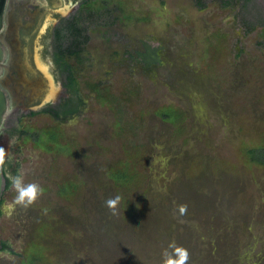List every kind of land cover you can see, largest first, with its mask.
Masks as SVG:
<instances>
[{
    "label": "rangeland",
    "instance_id": "rangeland-1",
    "mask_svg": "<svg viewBox=\"0 0 264 264\" xmlns=\"http://www.w3.org/2000/svg\"><path fill=\"white\" fill-rule=\"evenodd\" d=\"M226 1L108 0L118 19L85 14L86 60L70 93L42 56L60 90L52 105L71 95L74 113L31 115L8 95L0 243L10 250L0 264L35 253L41 264H165L176 249L186 264H264V167L246 156L264 144V2ZM122 161L142 180L131 192L165 194L176 225L144 206L152 217L138 228L120 204L115 215L107 207L108 169ZM20 174L42 194L6 210Z\"/></svg>",
    "mask_w": 264,
    "mask_h": 264
},
{
    "label": "water",
    "instance_id": "water-1",
    "mask_svg": "<svg viewBox=\"0 0 264 264\" xmlns=\"http://www.w3.org/2000/svg\"><path fill=\"white\" fill-rule=\"evenodd\" d=\"M264 2V0H262ZM56 12V11H54ZM42 13L35 11L29 12L19 6L14 0H0V131L10 112V95L15 106L21 104L24 111H37L51 102H56L60 96V90L56 85L55 78L50 73L49 67L42 61L39 49L41 40L46 33L49 25L53 22L52 15L47 18V26L44 31H40L34 36L35 27L38 25V18ZM34 42L38 49L39 64L47 68V74L52 78L53 87L56 89L54 97H44L46 90L45 82L40 76L31 71L28 57L25 52L30 42ZM2 72L4 73L1 76ZM16 73V74H15ZM10 75L11 79L6 81L5 77ZM39 100L32 105L28 102ZM4 172L0 167V201L3 194Z\"/></svg>",
    "mask_w": 264,
    "mask_h": 264
},
{
    "label": "trees",
    "instance_id": "trees-1",
    "mask_svg": "<svg viewBox=\"0 0 264 264\" xmlns=\"http://www.w3.org/2000/svg\"><path fill=\"white\" fill-rule=\"evenodd\" d=\"M91 0H89L90 2ZM199 6L202 5L201 0H196ZM238 0H228L224 3L225 6H231L233 5V2H236ZM247 2V1H245ZM108 0H102V5L98 6L99 8H88L86 9L87 13L91 14H101V12L107 13L108 15H111L112 20L117 21L118 17L112 12L110 14V8ZM238 4V3H237ZM82 13V12H81ZM80 16V15H79ZM262 26L264 27V22H260ZM251 26V25H249ZM253 27V26H252ZM251 28V27H250ZM87 29L79 23L78 25H73L66 23L64 26H62L56 33V42L60 46V49L63 54H74L76 51H72L71 47H65L66 45H76L79 46L82 44V38L83 34ZM74 82H72L73 84ZM95 88H99V92ZM92 90L98 95V98L100 95L104 94L103 90L98 85H93ZM114 97V96H113ZM122 109V108H120ZM123 109L121 110V112ZM46 113H50L55 117L56 119H59L60 115L58 112H55L51 109H46ZM178 115H181V121L183 119V114L179 111ZM178 121V122H179ZM264 143V142H263ZM246 156L249 159V162L263 166L264 167V144L248 149L246 151ZM116 171L114 173L113 171ZM109 173H112L111 176L108 175L109 179L114 183V192L116 193V196H120L121 200L119 204L123 207V211L126 213L129 219H131V223L133 225L138 224V228L142 227V224L145 223L144 220L149 219L152 217L150 215V212L153 214L156 209H158L156 214L160 216V218L163 221H170L171 223L177 224L175 219L174 222H172V211L167 212V209L165 210L164 206L168 202V197L165 194H161L159 192H153L149 191L134 194L131 192L132 188H134L137 185H140L142 183V180L138 177L139 173L136 172L135 166H132V164L128 161H122L120 162V166L117 168L111 167L108 169ZM120 173V174H119ZM117 188H120L121 190H118L119 192H116ZM3 200L0 201V214H1V206H2ZM149 206L150 212L147 213V211H144L143 207ZM170 210V209H169ZM166 221V222H167ZM165 222V223H166ZM10 250V246L7 243H0V251H8ZM25 256V255H24ZM21 259V264H41V256L37 253L31 254L29 257H24Z\"/></svg>",
    "mask_w": 264,
    "mask_h": 264
},
{
    "label": "flooded vegetation",
    "instance_id": "flooded-vegetation-1",
    "mask_svg": "<svg viewBox=\"0 0 264 264\" xmlns=\"http://www.w3.org/2000/svg\"><path fill=\"white\" fill-rule=\"evenodd\" d=\"M16 3L27 9L29 12L33 13L35 11H39L40 13H45L46 12V7H45V0H14ZM88 3L89 0H63V12L62 11H51V15L53 18V22L58 23L54 28H53V34H54V39L56 37L57 31L64 26L66 23L73 24V25H78L79 23L82 24V21L84 20L86 9H88ZM82 12V13H81ZM80 15V16H79ZM51 28V27H50ZM87 30L84 32V36L82 38V44L79 46L76 45H66L65 47H71L72 51H76L74 54H63L60 46L58 44H55V52L53 53H46L48 52L47 50V45L42 44V48L39 49V54L41 55L42 61L44 63H47L43 60V57H45V54L51 58L52 62L55 63V65L60 66L64 72V78L66 81V86H67V93L71 92L70 89H74L77 86L78 83V69L77 66L80 64L81 66L83 65V62L85 59V51H86V44L88 41V37L86 35ZM44 55V56H43ZM43 56V57H42ZM47 57V56H46ZM82 73V72H81ZM16 74V73H15ZM53 74V73H52ZM4 73L2 72L1 76H3ZM55 77V75H53ZM56 79V78H55ZM72 82H74L72 84ZM7 95H9L7 93ZM9 97V96H8ZM59 100V99H58ZM57 100V101H58ZM60 102V101H59ZM53 102L48 103L45 105L42 110L43 114H46L48 116H51L52 118L56 119L53 117L52 114L46 113V109H51L55 112H58L60 117L62 114L69 115L75 112L76 110V103L75 99L73 97H67V99L63 102H60L58 107H54L52 105ZM18 107L20 110L21 104ZM23 111V110H22ZM29 113L32 115L35 112L29 111ZM59 117V118H60Z\"/></svg>",
    "mask_w": 264,
    "mask_h": 264
},
{
    "label": "clouds",
    "instance_id": "clouds-1",
    "mask_svg": "<svg viewBox=\"0 0 264 264\" xmlns=\"http://www.w3.org/2000/svg\"><path fill=\"white\" fill-rule=\"evenodd\" d=\"M5 158V150L0 148V167L4 164ZM11 185L16 192V196L11 204H6L5 208L13 209L17 205L27 208L35 203L38 197L42 194V189L38 183L31 182L25 183L24 177L22 174L10 177ZM121 200L120 196H116L115 198H111L106 201L107 207L112 210L113 214H116V209ZM178 253H182L180 258L176 261L172 259H168L165 261V264H186L188 260V253L183 249H176Z\"/></svg>",
    "mask_w": 264,
    "mask_h": 264
},
{
    "label": "bare ground",
    "instance_id": "bare-ground-1",
    "mask_svg": "<svg viewBox=\"0 0 264 264\" xmlns=\"http://www.w3.org/2000/svg\"><path fill=\"white\" fill-rule=\"evenodd\" d=\"M45 7H46V12L42 13L39 18H38V25L35 27V31L36 33H34V36L37 35V33H39L40 31H44V29L47 26V22H45L47 20V18H49V16L51 15V11H64L63 10V0H45ZM33 40H31L27 51L25 52V55L28 57V63L30 65L31 71H33V73L37 76H40L42 78V80L45 82L46 85V90L43 94V98L44 97H54L56 95V89L53 87L52 81H51V77L47 74V68H43L42 66H40L39 64H41V62L38 59V49L36 47V44L33 42ZM11 77L10 75L5 77V80L8 81L10 80ZM39 100H34L32 103L28 102V104L32 105L33 103H38Z\"/></svg>",
    "mask_w": 264,
    "mask_h": 264
}]
</instances>
